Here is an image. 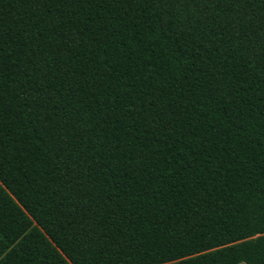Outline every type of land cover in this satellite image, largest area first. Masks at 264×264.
Here are the masks:
<instances>
[{
	"label": "trees",
	"instance_id": "trees-1",
	"mask_svg": "<svg viewBox=\"0 0 264 264\" xmlns=\"http://www.w3.org/2000/svg\"><path fill=\"white\" fill-rule=\"evenodd\" d=\"M168 3L0 0V264H264L261 5Z\"/></svg>",
	"mask_w": 264,
	"mask_h": 264
},
{
	"label": "snow or ice",
	"instance_id": "snow-or-ice-1",
	"mask_svg": "<svg viewBox=\"0 0 264 264\" xmlns=\"http://www.w3.org/2000/svg\"><path fill=\"white\" fill-rule=\"evenodd\" d=\"M47 2L62 7L66 2L71 3L72 0H47ZM77 2H80V0H77ZM96 2L101 3L103 0H96ZM156 2L157 0H146V3L150 5H154ZM39 3L43 4L45 0H39ZM257 3L261 5V14L264 15V0H169L167 7L169 18L171 19L172 16L176 18L174 23L178 21L189 32H194L198 28L205 35L207 34L206 28L215 23L220 14L219 11L215 10L227 8L233 13L232 26L247 40L248 34L244 31V28L247 27L245 22H250V13ZM205 17H208L207 21L204 20ZM201 24L204 26L201 27ZM242 90L241 88L237 91ZM113 212H115V209H113Z\"/></svg>",
	"mask_w": 264,
	"mask_h": 264
},
{
	"label": "crops",
	"instance_id": "crops-1",
	"mask_svg": "<svg viewBox=\"0 0 264 264\" xmlns=\"http://www.w3.org/2000/svg\"><path fill=\"white\" fill-rule=\"evenodd\" d=\"M243 264V263H242Z\"/></svg>",
	"mask_w": 264,
	"mask_h": 264
}]
</instances>
